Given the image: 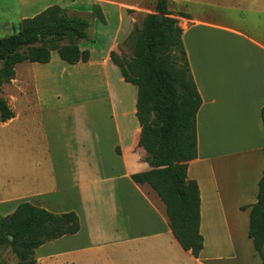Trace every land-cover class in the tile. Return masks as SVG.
<instances>
[{"label": "crops", "instance_id": "crops-1", "mask_svg": "<svg viewBox=\"0 0 264 264\" xmlns=\"http://www.w3.org/2000/svg\"><path fill=\"white\" fill-rule=\"evenodd\" d=\"M154 2L0 0V33L16 32L22 19L50 5L90 21L92 41L78 43L88 60L70 64L54 50L46 63H18L14 78L1 88V96L5 85L20 95L29 81L33 93L32 99L20 96L21 112L6 98L14 116L4 124L23 114L41 128L70 125L65 144L58 143L62 153L54 156L49 143L47 155L41 154L48 169L37 172L35 181L27 176L10 182L0 195V208L9 210L4 215L20 202L77 214L76 233L35 249L38 264H262L248 227L264 169V0L169 1L201 98L197 156L187 168L200 196L203 248L197 257L175 239L156 193L131 178L150 169L138 146L137 87L123 79L110 56L122 53L136 17L152 13ZM93 6L104 22L92 14ZM37 158L9 156L25 168Z\"/></svg>", "mask_w": 264, "mask_h": 264}, {"label": "trees", "instance_id": "trees-1", "mask_svg": "<svg viewBox=\"0 0 264 264\" xmlns=\"http://www.w3.org/2000/svg\"><path fill=\"white\" fill-rule=\"evenodd\" d=\"M169 1L155 0L154 11L145 15L141 26L134 24L122 42H131V57L115 52L110 56L123 79L137 87L138 146L144 149L150 169L134 173L131 178L138 184H147L157 194L175 239L183 250L197 257L203 248L200 196L195 180L187 177V168L197 156L196 114L201 98L190 72L182 28L168 8ZM92 14L104 22L98 6H93ZM157 14L162 15L159 25ZM89 27L88 17L59 5H50L22 19L16 32L0 37V94L2 85L14 78L15 66L22 61L46 63L54 50L70 64L88 60V50H81L78 43L92 41ZM13 116L8 100L0 95V122ZM261 119L264 128V108ZM79 228L74 211L53 213L30 202H20L11 213L0 216V247L9 246L17 258L2 264H35L36 248L74 234ZM248 236L263 264L264 169L257 200L250 206Z\"/></svg>", "mask_w": 264, "mask_h": 264}, {"label": "rangeland", "instance_id": "rangeland-1", "mask_svg": "<svg viewBox=\"0 0 264 264\" xmlns=\"http://www.w3.org/2000/svg\"><path fill=\"white\" fill-rule=\"evenodd\" d=\"M148 1L151 0H144L145 3ZM136 18L137 20L135 24L141 26L145 16L139 14ZM15 30L16 29H11L9 32L0 33V37L10 35ZM122 44L123 46H125V48H121L122 55L125 58L131 57V42L128 41ZM1 64L2 62H0V66ZM23 66L24 64L18 65L17 72L19 75L23 74ZM25 87L26 89L24 91H21L20 95L17 94V91L15 92L14 88L12 89L9 85H5L4 87L3 96L8 100H12L11 106L18 112H21L23 108V105L21 104V97L32 99L33 96L29 81L27 82ZM63 125L64 126L56 127L55 130L46 126L41 128L40 122H34L32 117L26 118L25 116H23V114L18 120L12 122L11 124H4L0 122V195H4V193H6L9 186L8 184H10V182H20L22 180H25L27 176H29L31 181H35V179L40 177L37 172H40L42 174V171L44 169H48V166L46 165L47 163H43V160H39V158H41V154L47 155L49 143L51 145V151L54 156H56L58 153H62V151L60 150L61 146L58 143L60 142L61 144H65L66 140L69 137L68 130L70 128V125H68L67 123H64ZM26 153L38 157L37 159H33L34 162L32 167H29L27 165V168H25V162L19 161V159H9L10 154L19 156ZM16 158L18 157H15V159ZM60 162L64 163L63 158H61ZM49 166V168L51 169V165ZM147 188L148 190H150L148 186ZM8 212L9 210L0 208V216H4V214ZM16 260L17 258L11 252L9 246L0 247V264L13 263ZM35 264L38 263L36 262Z\"/></svg>", "mask_w": 264, "mask_h": 264}, {"label": "water", "instance_id": "water-1", "mask_svg": "<svg viewBox=\"0 0 264 264\" xmlns=\"http://www.w3.org/2000/svg\"><path fill=\"white\" fill-rule=\"evenodd\" d=\"M156 19H157V25H159L160 22H161V19H162V15L161 14H157ZM9 238L12 239V236H9Z\"/></svg>", "mask_w": 264, "mask_h": 264}]
</instances>
